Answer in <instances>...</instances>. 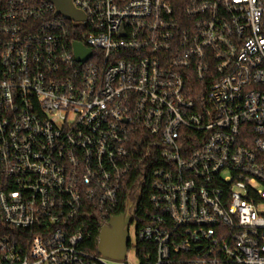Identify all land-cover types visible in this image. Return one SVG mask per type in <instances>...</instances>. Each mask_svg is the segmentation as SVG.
<instances>
[{
  "label": "built area",
  "instance_id": "obj_1",
  "mask_svg": "<svg viewBox=\"0 0 264 264\" xmlns=\"http://www.w3.org/2000/svg\"><path fill=\"white\" fill-rule=\"evenodd\" d=\"M71 3L0 0V264H124L120 207L139 264H264V0Z\"/></svg>",
  "mask_w": 264,
  "mask_h": 264
},
{
  "label": "water",
  "instance_id": "obj_2",
  "mask_svg": "<svg viewBox=\"0 0 264 264\" xmlns=\"http://www.w3.org/2000/svg\"><path fill=\"white\" fill-rule=\"evenodd\" d=\"M54 4L56 14L64 19L83 21L84 15L75 9L71 0H51ZM74 55L77 61H85L90 56V51L79 42L72 43ZM132 217L127 214L115 215L109 218L108 222L101 226L96 247L97 252L109 259L123 260L127 251L128 225Z\"/></svg>",
  "mask_w": 264,
  "mask_h": 264
},
{
  "label": "trees",
  "instance_id": "obj_3",
  "mask_svg": "<svg viewBox=\"0 0 264 264\" xmlns=\"http://www.w3.org/2000/svg\"><path fill=\"white\" fill-rule=\"evenodd\" d=\"M74 39L76 40H80V37L79 36H74ZM198 82L196 80H193V81H190L189 82V87L191 88H195L197 85ZM203 96V93H189L187 94V97H190L194 100L196 99H199ZM146 161H143V162H140L138 164V167L135 169V171L130 175L129 177V181H133L134 179H137L136 177H138V175L140 174L141 176H143L144 174H141V166L143 165V163H145ZM140 167V169H139ZM144 170V168H143ZM145 172V170H144ZM147 178L144 179V185L142 187V191H141V197H140V200L138 202V205H137V212H136V215L139 216V218H144V214L146 211H148L149 209V206H148V202H147V194H148V188H147ZM123 207H120L118 208L117 210H115L113 212V215H119L123 212ZM102 222V219L101 217H99L98 215L97 216H94L91 220L87 221V222H84L83 223V227L85 229H88V230H91V237H90V240L88 242V246H89V249L94 252V253H98L97 252V247H96V241H97V237H98V233H99V228H100V223Z\"/></svg>",
  "mask_w": 264,
  "mask_h": 264
},
{
  "label": "rangeland",
  "instance_id": "obj_4",
  "mask_svg": "<svg viewBox=\"0 0 264 264\" xmlns=\"http://www.w3.org/2000/svg\"><path fill=\"white\" fill-rule=\"evenodd\" d=\"M73 24L78 25V22H73ZM135 230H136V221H133V222H131V224L129 225V228H128V239H129L131 245L135 244V242H136L135 241ZM120 263L139 264V262L135 256L133 248L129 249L126 258L124 260H121Z\"/></svg>",
  "mask_w": 264,
  "mask_h": 264
},
{
  "label": "flooded vegetation",
  "instance_id": "obj_5",
  "mask_svg": "<svg viewBox=\"0 0 264 264\" xmlns=\"http://www.w3.org/2000/svg\"><path fill=\"white\" fill-rule=\"evenodd\" d=\"M134 212V209H132V208H129L128 209V213H121V214H127V215H130L132 218L135 216V214L133 213ZM121 214H119V215H121Z\"/></svg>",
  "mask_w": 264,
  "mask_h": 264
}]
</instances>
